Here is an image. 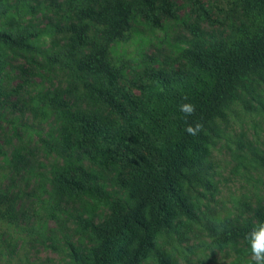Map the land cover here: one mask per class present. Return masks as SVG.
Masks as SVG:
<instances>
[{"label":"trees","instance_id":"1","mask_svg":"<svg viewBox=\"0 0 264 264\" xmlns=\"http://www.w3.org/2000/svg\"><path fill=\"white\" fill-rule=\"evenodd\" d=\"M241 21L226 39L195 42L183 51L188 71L175 75L162 70L146 74L140 96L134 98L119 88L129 67L123 57H111L115 43L132 39L133 20L160 11L174 18L167 0H67L51 3V12L61 14L66 24L51 29L50 48L44 54L49 65L72 72L89 91L95 103L107 105L121 121L114 130L103 129L86 119L66 145L75 155L55 172L52 191L62 197L88 198L96 206H106L110 219L101 227L91 225L89 240L94 245L86 255L74 257L75 264H144L153 254L156 264H177L175 246L187 241L201 226L212 244L224 246L238 241L253 225L237 226L231 220L215 225L201 223L196 213L198 198L191 190L203 189L213 196V165L210 131L216 122L226 121L230 106L243 94L253 95L264 84V0H237ZM28 12L11 0H0V46L22 52H36L38 31L23 26L19 18ZM199 37L196 26L190 28ZM5 63L0 52V84ZM119 94L123 105L113 98ZM196 107L188 123L203 125L196 136L185 132V117L178 109L183 97ZM44 104L39 119L52 107L62 106L58 93H38L32 110ZM126 137L145 147L153 160L137 159ZM82 139L100 141L83 145ZM125 151L117 156L112 147ZM20 158V155H17ZM82 159L103 168L121 163L130 176H118L116 185L123 200L110 201L103 188L95 184L97 175L87 171ZM16 199L0 193V227L18 221ZM170 246L171 248H165ZM248 249V246H247Z\"/></svg>","mask_w":264,"mask_h":264},{"label":"rangeland","instance_id":"2","mask_svg":"<svg viewBox=\"0 0 264 264\" xmlns=\"http://www.w3.org/2000/svg\"><path fill=\"white\" fill-rule=\"evenodd\" d=\"M65 1L11 0L23 10L28 8L19 22L35 28L39 36L32 39L36 52L0 46L5 63L0 84V193L13 196L18 211L15 225L0 227V264H75L74 257L86 255L94 245L88 237L89 227H101L111 217L106 206H96L88 198L62 197L52 191L55 172L75 159L65 140L79 132L81 122L95 120L109 130L121 125L107 105L93 101L72 72L49 65L44 58L50 48V29L57 23L66 24L60 12H51L50 4ZM167 2L174 18L157 11L146 19L133 20L132 39L112 45L111 57H123L129 63L119 88L134 98H139V87L148 72L186 73L185 49L195 42L226 39L241 21L237 0ZM194 26L199 37L190 30ZM45 92L58 93L65 106L52 107L39 119L37 113L44 104L32 110L31 100ZM113 98L123 105L119 94ZM211 128L215 191L213 196L201 188L189 192L198 198L193 202H197L201 223L219 225L231 220L245 226L264 221V84L253 95L243 94L230 106L226 121ZM126 142L134 157L153 160L145 147L135 145L130 137ZM81 143L101 142L82 139ZM112 150L117 156L125 154L118 146ZM81 165L97 175L95 184L104 189L110 201L125 198L116 178L131 173L121 163L103 168L82 159ZM175 247L177 264H251L246 244L214 245L201 226L195 228L189 241ZM153 254L144 264H156Z\"/></svg>","mask_w":264,"mask_h":264},{"label":"clouds","instance_id":"3","mask_svg":"<svg viewBox=\"0 0 264 264\" xmlns=\"http://www.w3.org/2000/svg\"><path fill=\"white\" fill-rule=\"evenodd\" d=\"M187 101L188 98L186 96L183 97L181 103L178 105V109L185 117V132L190 136H196L201 131L203 125L198 121L187 122V118L194 116L196 112L195 105ZM244 240L248 246L251 264H264V221L253 225L251 230L245 234Z\"/></svg>","mask_w":264,"mask_h":264}]
</instances>
